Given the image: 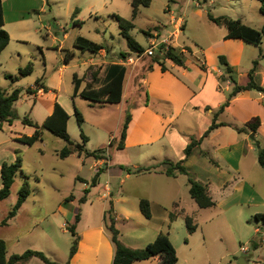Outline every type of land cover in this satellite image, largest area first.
<instances>
[{"label":"rangeland","instance_id":"374dc122","mask_svg":"<svg viewBox=\"0 0 264 264\" xmlns=\"http://www.w3.org/2000/svg\"><path fill=\"white\" fill-rule=\"evenodd\" d=\"M13 9L31 12V20L25 24L23 35L25 38H20L21 27L19 25L9 23L8 28L12 36L8 31L10 41L0 51V87L8 93H11L16 87L22 90L20 99L16 102L19 118L13 125L8 123L0 125V161L1 163H13L16 158L20 157L23 174L21 172L17 174L10 196L0 203V223L16 203L18 193L23 186L24 175L28 176L31 194L23 204L18 216L11 220L8 226H0V238L8 242L11 254L23 253L28 249L39 250L52 260L63 263L68 260V248L73 242L68 228L76 225L78 232H81L88 221L93 219V214L101 211L103 201L98 196L104 193L105 186L109 184L115 193L119 192L121 186L129 190L136 188V192L139 190L145 193L146 181L144 177L137 175L125 178L124 173L110 178L105 171H102L98 183L93 185L92 181L96 174L95 168L91 165L95 162L94 158H89L85 164L86 158L80 157L76 153L61 158L59 153L67 143L49 130H44L42 140L37 141L34 145H27L15 140V135H32L34 133L33 127L23 123L24 117L41 122L44 113L54 99L53 95L38 99L37 106L32 109L36 98L27 92V88L34 86L38 79L47 85L50 83L53 85L51 87L58 85L60 69L66 56V51L62 52L63 56L61 55L59 45L63 44V47L70 49L76 37L81 35L102 43L107 48L115 49L118 53H125L129 47L126 38L121 33L122 28L116 17L119 15L133 21L134 27L131 28L130 33L144 48L157 44L155 52H159L163 41L167 38L172 39L171 42L174 45H176L175 41H179L181 45H190L192 51L196 52L195 55L182 54L183 59L190 62L191 66H193L191 62H194L201 67L202 61L206 60L204 55L206 53L210 67H213L214 58L223 68L219 56L213 55V51H206V49L213 42L224 40V35L228 30L226 26L213 22L209 18V13L215 17L223 15L240 17L245 23L257 29L262 28L264 17L260 11L258 0H152L150 6L140 7L139 14L135 19L132 17L131 0H5L4 10L7 17ZM179 19L180 28L184 29L179 35H173ZM75 20L79 22L75 24ZM156 32L161 33V37L158 35L157 39L150 43V37ZM54 36H57V39H54ZM246 44L248 52L258 53L264 49V38L260 46ZM185 48L188 47L185 46ZM77 53V57L80 59L75 60L63 73L61 84H59L61 100L66 107H71V109L74 103V107L83 114L84 119L88 120L89 118L91 121V118L98 119L99 111L90 108L89 104L92 103L87 99L78 97L74 100L72 97L71 87L74 73L76 71L80 73L82 69L87 70L88 66L83 65L82 62L90 56L89 52L84 53V51L77 50ZM143 60L154 61L150 57ZM29 61L34 63V71L31 75L21 78L16 83H12L6 77V74L17 75L19 69L25 67ZM76 62L80 64L81 70H74L73 64ZM225 74L227 75V73ZM234 76L238 84L250 81L249 72L243 73L242 71L235 73ZM223 78L219 77V88H223L224 92L215 91L213 104H210L209 108L216 107L214 103H217L218 95L226 93L229 96L235 87V83L230 78ZM227 80H230L233 85L230 93L225 91ZM255 80L260 81L259 78H255ZM253 90L255 96L259 97V91ZM91 128L86 124H82V126L78 124L77 115L73 109L68 128L72 140L83 142L81 132L86 134L88 129L91 131ZM193 128V133L197 135V124ZM121 134L120 131L116 135L115 144L120 142ZM104 140V137L92 135L91 140L87 141V148L92 151L98 150L100 143ZM260 141L262 144V140ZM217 158L219 159L218 156ZM201 161L203 162L201 172L203 177L212 174L215 181L218 182V178H224L230 173L228 164L223 161H220L221 169L217 168V164L210 161L209 158L201 159ZM234 161L236 164V160ZM124 165L128 167L127 164ZM192 170L195 173H200L197 168ZM78 175H82L88 180L83 182L78 178ZM194 175L191 173V176L194 177ZM123 180H125L124 183ZM86 186L89 189L88 197L87 201L82 202L80 199L85 193ZM214 193L217 195V192ZM249 195L247 190L242 192L241 200L247 199ZM182 197L186 211L194 215L198 223V228L193 234H190L187 229L184 231L183 227L179 231L177 225L173 226V223L170 228L168 227L170 222L166 221L169 220L168 214L172 211V207L168 206L166 210H156L152 218H146L140 211V199H137L135 205L130 207L131 220L119 222L120 233L124 234L127 241H130L133 234H143L140 243H145L148 238L145 235L148 232L155 231L160 227L167 231L168 228V231L175 230L176 236L182 242H186V239L188 242L196 239L198 242L196 249L201 252L204 250V237H207L208 248L211 247L212 250L213 248H222L218 253H221L226 247L232 251H238L235 256H230L229 259H219L222 264H229L231 260L235 261V257L241 255L247 256L241 250L242 246L254 251L252 241L263 242L264 224L256 220V209L250 204L243 203L241 213L229 212L224 217L225 221L220 222L217 226L215 221L214 223L209 222L210 214L205 213L204 210L193 213L195 210H200V207L190 197L188 188L185 189ZM258 207V209L264 210V203H260ZM77 214H80L79 221H76ZM183 222L181 218L179 224L183 226ZM256 228L259 229L260 235L255 232ZM259 254L260 251L248 257L251 260L254 257L253 261L264 264V258ZM38 262L42 261L38 259Z\"/></svg>","mask_w":264,"mask_h":264},{"label":"crops","instance_id":"0c3cea01","mask_svg":"<svg viewBox=\"0 0 264 264\" xmlns=\"http://www.w3.org/2000/svg\"><path fill=\"white\" fill-rule=\"evenodd\" d=\"M4 4L5 0H3V10ZM30 13L29 11H15L13 9L9 17H7L4 10V27L8 30L5 29L11 34L8 24L19 25L21 27L20 38H25L23 37L25 33L24 28L25 24L31 20ZM180 19L177 21L175 31H173L175 35H179L184 29H179ZM263 24L264 22H262V26ZM226 34L224 35V40L213 42L206 51H213V55L215 54L217 57L224 55L231 65L234 74L242 71L243 73L250 72L254 60L259 57L261 51L264 49L260 50L258 53L248 52L247 42L241 38L226 39ZM158 35L161 37V33L159 32L153 34L149 39L150 43L155 41ZM54 39H57V36H54ZM75 41L70 49L63 47V44L59 45L61 55L63 56L62 52L68 50L71 52V57L66 59L65 56L64 58V63L60 69L58 85L51 87L53 85L50 83L47 85L41 81L48 88L47 91L44 90V87H37L36 83L34 86H31L36 91L34 94H30L36 98L32 109L37 106L38 99L45 98L48 95L54 96L50 107L41 119L42 121L38 123L41 124L52 114L56 101L60 102L70 115L72 110H75L74 103L72 109L63 104L59 84H61L63 73L75 60L80 59L77 57V50L84 51V53L89 52L90 56L82 62L83 65L88 66L87 70L85 71L82 69L80 73L77 71L74 73V80L71 87L74 100L81 97L80 92L85 88H100L104 86L108 81L109 73L113 72L112 66H125L126 73L122 100L118 103H99L90 101L92 104H89V107L99 111L98 119L91 118V121H89V118L88 120L84 119L83 124L92 127L91 131L88 129V132L84 134L87 136V141L91 140L92 135L105 138L104 142L100 143L101 145L98 148L105 149L102 155L103 158L97 159L93 157L95 162L91 166L95 168V174L100 169V174L102 171H105L110 178L122 173L125 174V178H129L133 175L142 176L146 181V192L143 193L139 190L136 192V188H130L129 190L121 186L119 192L115 193L109 184L105 186L104 193L98 196V198L103 201L101 211L93 214V219L89 220L90 222L88 221V224L81 232H78L76 229L80 236V242L78 251L74 255L71 264L113 263L116 247L112 241V234L105 221V214H107L111 205L113 207V216L116 219L119 230V222L121 220H131L130 207L135 205L137 199L141 198H148L150 200L153 215L154 211L166 210L168 206L172 207V211L174 212L177 210L178 216L173 222L170 221V213L172 211L169 212V220L166 221L167 223L170 222L168 223V227L170 228L173 223V226L175 224L177 225L179 231L182 227L184 231L187 229L184 216L181 212L184 211L185 214L191 215L186 211L182 197L185 189H190L188 175L179 174L176 177L168 176L163 172V169L166 167V165L163 164L165 160L178 162L186 158L184 165L189 172L195 174V179L208 185L209 192L216 201V205L209 208H200V210H195L193 213L204 210L205 213L210 214V223H214L215 221L218 226L220 222L225 221L224 217L228 215L229 212L241 213L243 211V203L250 204L255 208V215L260 211H264L258 209L259 204L264 203V167L259 164V146L264 147L263 92L259 91V97L255 96L254 90L238 93L232 99L230 105L218 116V122L224 123V125L214 129L210 135L203 140L202 144L187 158L185 151L188 144L193 137H201L210 127L215 113L219 110L228 96L226 93L218 95L217 103H214L216 107L209 108V105L213 104L215 91L218 92L220 90L224 92L223 88H219V77L225 76V69L223 66V68L220 67L218 60L213 58V67H210L204 51L203 53L206 60L202 61V63L205 64L206 68H202L199 65L197 66L194 62H191L193 65L191 66L190 62L183 59L182 54L191 53L195 55L196 52L192 51L190 45H181L179 41H175L176 45L169 42V45L177 49L178 54L181 55L184 60V65H178L171 59H164V52L160 51L155 52L153 56L143 55L138 59L136 56L134 57L136 52L132 51L129 46V50H126L125 53H118L115 49L105 47L104 44V48L100 49L98 52H92L77 48L75 46ZM185 46L189 49L185 48ZM155 56L161 57V60L164 61L167 67L166 70H163L159 62L143 60L146 57L153 59ZM130 58L134 60L131 63L128 62ZM73 67L75 68L74 70H81V66L77 62L73 64ZM254 76L256 79H260V81L257 80L256 82L264 86V57L260 60ZM76 80L78 82L77 92ZM232 88L233 85L231 81L227 80L225 91L230 93ZM128 111L131 112L132 118L129 123L124 147L120 148V142L115 144L117 139L116 135L120 131L122 133L123 123L125 122ZM256 116L261 118V125L256 133L249 130L240 131L250 119ZM195 124H197V135L193 133V126ZM252 135L255 137L252 138ZM16 136L17 135H15V140ZM259 139L262 140V144ZM256 140H259V145H257ZM135 156L137 158H134ZM85 158L84 164L91 157ZM205 158H209L210 161L217 164V168L220 169V161L227 163L230 173L224 178H218V182L215 181L212 174L203 177L201 173L203 162L201 159ZM234 160H236V164ZM2 164L3 163L0 161V171ZM124 164H127L128 167H125ZM149 166H156V168L142 173H131L127 170H136L141 167ZM193 168L200 170V173H195V171L192 170ZM262 168L263 170H261ZM78 178L83 182L88 180L82 175H78ZM122 182L124 183L125 180ZM87 187L88 186L85 188ZM246 190L250 195L247 199L241 200L242 192ZM214 192H217V195H215ZM238 194H240V196H238ZM22 207L17 215L9 220V223L18 216ZM191 216H193L196 221L195 216ZM181 218L184 221L183 226L179 224ZM161 228L162 227L157 228L155 231L148 232L145 235L148 236L145 243H140L142 242L143 234H133L130 241H127L122 233L121 239L126 245L132 248H143L150 241L154 240L160 231L164 230L169 234L171 241L176 247L178 254L177 264H222L219 259H229L230 256H235L238 252L232 251L226 247L221 253H218L222 248H213V250L211 247L208 248L207 237H204V250L201 252L196 249L198 248L196 239L189 242H182L178 236H176L175 230L168 231L167 228L166 231V229ZM255 232L257 234L260 233L258 228L255 229ZM256 243L258 244L257 249L254 248V251H251V249L247 247L248 251L245 252L247 256L241 255L240 257H235V261L230 259L231 262L229 264H239L240 262L242 264H259L253 261L255 260L254 257H252L253 260L248 257L260 251L259 255L264 258V239L263 242L256 241ZM70 249L71 247L68 248L69 254ZM8 255H12L9 249ZM38 259L40 258L32 257L26 264H44L41 259L42 262H38ZM160 261L161 258L155 256L148 260L136 261L135 264H160Z\"/></svg>","mask_w":264,"mask_h":264},{"label":"trees","instance_id":"16d2710c","mask_svg":"<svg viewBox=\"0 0 264 264\" xmlns=\"http://www.w3.org/2000/svg\"><path fill=\"white\" fill-rule=\"evenodd\" d=\"M260 3V11L264 17V0H258ZM152 0H131L132 5V17L135 19L140 11L141 6H150ZM77 12V10H76ZM75 12V13H76ZM121 28L122 35L126 38L128 46L132 51L138 53H144L146 49L136 41V39L131 35L130 30L134 27L132 20L126 19L119 15H116ZM209 18L218 25L226 26L228 32L225 36L226 39L230 38H241L245 42L260 46L263 43L264 38V24L261 29H257L243 21L242 18H234L229 15H223L219 17L213 16L209 13ZM75 23L78 20L74 21ZM5 20H4V10H3V0H0V51L6 47L10 41V34L5 29ZM75 46L82 50H89L92 52H98L100 49L104 48L103 44L95 42L87 37L78 36L75 41ZM189 49V48H188ZM160 52H164V59H171L178 65H184V60L181 55L178 54L177 49L171 45L161 44ZM71 57V52L66 50V59ZM264 57V50L261 51L259 57L254 60L253 68L249 72L250 81L241 85L237 83V80L234 76L233 69L229 64L228 60L224 55H220L219 59L222 65L224 66L225 76L223 79L230 78L235 87L233 91L229 94L226 101L221 105L219 110L215 113L213 121L210 127L204 132V134L199 137H193L191 142L186 148V157L188 158L192 152L199 147L203 140L210 135V133L219 126L224 125V123L218 122V116L221 112L228 107L232 99L240 92L249 91L256 89L264 93V86L258 84L255 80V71L258 68L260 60ZM153 60L159 62L162 65L163 70H166L167 67L164 64V61L161 60L160 56L153 57ZM202 68H206L205 64L202 63ZM113 72L109 73L107 83L100 88H85L80 92L81 97L91 101L99 103H118L122 100L123 96V85L124 78L126 73V67L123 65H114L112 66ZM34 71L33 61H29L28 64L19 69L17 75L6 74V77L16 83L21 78L29 76ZM76 92L78 91V82L75 81ZM37 87H44V90L47 91L48 88L41 82L40 79L36 81ZM21 89L16 87L11 93H8L6 90H3L0 87V121L1 126L3 123H8L13 125V123L19 118V115L16 111L15 104L20 99ZM29 94H34L36 91L32 87L27 88ZM75 113L77 115L78 124L82 126L84 122L83 114L75 107ZM70 115L67 110L62 106L58 101L55 103L54 111L50 114L41 124L34 122L28 117H24L23 123L34 128V133L32 135H20L16 137V140L27 144L34 145L37 141L42 140L44 130L51 131L57 137L62 138L66 141L67 145L60 151L59 155L61 158H66L72 153H77L80 157H94L97 159L103 158V153L105 149H98L91 151L86 147L87 136L84 132H81L83 142H75L72 140L71 135L68 131V121ZM132 115L131 112H127L125 122L123 125V130L121 134V140L119 147H124V142L127 136V131L129 128V123L131 121ZM261 125V118L259 116L253 117L246 124L245 127L241 128L240 131H253L256 133L258 128ZM257 145L259 141L256 140ZM186 159V158H185ZM185 159L178 162H171L165 160L163 162L166 167L163 169V172L168 176L176 177L179 174L188 175V181L190 185L189 193L192 199L197 203L200 208H209L216 205V201L213 199L209 192L208 185L201 182L200 180L195 179L191 176V173L184 165ZM259 164L264 167V147L259 146ZM156 166L141 167L136 170L127 169L131 173H142L145 171L152 170ZM1 180L2 186L0 188V203L7 199L11 194L12 186L15 182V178L19 172L23 174L22 171V160L20 157L16 158V161L13 163L3 162L1 166ZM100 169L96 173V176L93 178L92 184L96 185L100 177ZM81 201H87L89 189L86 188ZM31 190L28 181V176L24 175L23 186L18 193V198L16 203L13 205L9 214L4 218L0 223V226H6L9 223V220L17 215L27 198L30 196ZM140 211L146 218L153 217L152 204L148 198H141L139 203ZM184 216L186 227L189 233H194L197 230V223L193 216L185 214L184 211L181 212ZM178 214L174 211L170 213V221L173 222L177 218ZM255 218L258 222L264 224V212L256 213ZM80 220V214L76 215V221ZM105 221L108 229L112 234V241L115 244L116 251L115 257L112 264H135L136 261H143L159 256L161 258L160 264H177L178 254L175 245L171 241L169 234L165 231H160L154 240L150 241L143 248H132L126 245L121 239V233L117 226L116 219L113 216V207L111 205L110 209L105 214ZM69 231L73 237L72 246L70 249V254L68 260L65 263H59L52 260L44 252L39 250L28 249L23 253H14L8 255V242L0 238V264H26L32 257L40 258L44 264H71L74 255L78 251L80 236L76 231V225H72L69 228ZM260 235V233L258 234ZM188 241V239H186ZM255 249L258 248L256 241L252 243Z\"/></svg>","mask_w":264,"mask_h":264},{"label":"built area","instance_id":"2783aa9c","mask_svg":"<svg viewBox=\"0 0 264 264\" xmlns=\"http://www.w3.org/2000/svg\"><path fill=\"white\" fill-rule=\"evenodd\" d=\"M179 29H181V28H179ZM173 35H175V34H173ZM172 40V39H171ZM171 40L170 39H165L163 42H164V44H166V45H169V42H171ZM156 46H157V44H153L151 47H149V48H147V50L144 52V53H138V52H136V58H140L141 56H143V55H148V56H153V55H155V48H156ZM134 60L133 59H128V62H133ZM263 239H264V235H263ZM241 250L243 251V252H247L248 251V248L245 246H242V248H241Z\"/></svg>","mask_w":264,"mask_h":264},{"label":"water","instance_id":"95a60500","mask_svg":"<svg viewBox=\"0 0 264 264\" xmlns=\"http://www.w3.org/2000/svg\"><path fill=\"white\" fill-rule=\"evenodd\" d=\"M251 137H252V138H254L255 136H254V135H252ZM239 264H242V263L240 262Z\"/></svg>","mask_w":264,"mask_h":264}]
</instances>
